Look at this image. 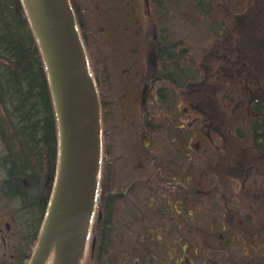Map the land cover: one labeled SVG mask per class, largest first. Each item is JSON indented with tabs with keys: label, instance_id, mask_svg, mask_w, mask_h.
Masks as SVG:
<instances>
[{
	"label": "rangeland",
	"instance_id": "obj_1",
	"mask_svg": "<svg viewBox=\"0 0 264 264\" xmlns=\"http://www.w3.org/2000/svg\"><path fill=\"white\" fill-rule=\"evenodd\" d=\"M112 1L75 0L86 15L82 37L90 35L86 50L105 103L109 155L113 151L108 164L113 175L108 182L106 169L105 187L112 184V192L120 194L127 190V195H120L114 203L110 232L103 234L101 223L96 235L93 226L83 264H189L177 262L184 258L187 241L192 255L198 251L196 264L264 261V154L253 146L252 114L247 112L252 99L242 89L256 86L255 78L245 75L241 83L230 80L234 59L237 64L243 60V53L236 47L239 43L242 46L243 34L257 36L264 31L259 30L264 25V0H204L209 16L204 19L197 17L199 0H166L170 42L178 41V46L184 48L181 62L188 63L185 69L195 84L190 78L180 87L168 82L171 92L167 107L160 112L150 109L157 126L152 146L148 147H139L148 115L143 105L132 102L135 90L128 81L133 77L124 72L127 64L114 38L116 24L122 26L126 21L106 18L95 8L100 3L101 7L110 6ZM227 8L234 16L228 17ZM254 17L261 23L255 22V27L251 25ZM212 43L214 54L210 52ZM249 62L254 67L264 64H258L254 57ZM259 77L264 79V74ZM239 87L242 99L237 101ZM179 142L191 146L189 154ZM242 175L247 179L243 181ZM186 194L191 198L181 203L176 200ZM227 197L229 201L225 202ZM177 209L181 214L176 213ZM222 230L228 234L235 230L252 245L242 244V252L227 244ZM146 242L148 254L144 256L141 249ZM201 256L207 260L211 256L216 262L203 263Z\"/></svg>",
	"mask_w": 264,
	"mask_h": 264
},
{
	"label": "trees",
	"instance_id": "obj_2",
	"mask_svg": "<svg viewBox=\"0 0 264 264\" xmlns=\"http://www.w3.org/2000/svg\"><path fill=\"white\" fill-rule=\"evenodd\" d=\"M206 4L208 2L199 0V4H196L197 13L206 11L208 9ZM173 41L171 40L169 43V51L162 55L165 58V63L170 66V81L178 87L184 85L187 78H190L194 83V77L185 69L188 63L181 62L184 51L182 48L179 51L178 41ZM241 44L242 46L239 43V46L236 47L238 52L243 53H240L243 60L237 64V60L234 59V75L230 74L232 75L230 80L241 83L245 75L255 78L253 81L256 86L253 88L242 87V89L246 97L252 99L249 101L247 112L252 114L250 131L253 135V146L264 154V79L259 77L264 74V64L254 67L249 62V58L253 57L258 60V64L264 62V35L256 36L244 33ZM242 62L245 67H241ZM195 89L197 90V87ZM233 90L229 89V92ZM239 99H242L241 87L236 91V100ZM162 123H159L158 126H162ZM153 126L154 128L157 126L156 122ZM239 129L237 128V130ZM0 144L3 145L0 159L4 161L3 165L8 166L11 185L21 193L26 204H31L38 210L40 201L42 203L45 201L42 191L44 175L53 177L55 174L58 145L57 121L43 56L28 21L22 0H0ZM179 146L185 149L186 155L189 154L187 150L191 148L190 145H183L182 142H179ZM107 164H109L108 160ZM108 170L109 182L113 175L112 166ZM242 176H244L243 181L244 178L247 179L245 175ZM24 178H26L27 184H24ZM105 182L106 175L103 178V193L101 194L103 199L99 206L103 211V219L96 222V235L101 223H103L101 226L103 234L106 235L107 232H110L114 203L120 195H127V190L121 194L112 192V184L109 186L110 192L109 187H105ZM261 183L264 184V181ZM106 192H108L107 195H105ZM187 197L191 198L190 194L176 200L181 203L183 200L186 201ZM228 201L229 197L225 202ZM180 212L177 209L178 215L181 214ZM221 223L222 229H224L225 222ZM263 231L261 230L262 239H264ZM231 232L228 234L227 231L222 230L227 244L236 246L242 251V244L245 246L248 244L246 237L241 239L236 235L235 230ZM178 240L180 241V239ZM147 245L148 242L143 244L144 247L141 249L144 256L148 254L145 248ZM248 245H252V243ZM261 247L264 249V245ZM183 252L184 258L180 257L177 262L184 260L189 264H196L194 259L197 257L198 251H193L194 256L192 255L189 241L184 246ZM133 258L132 256L131 259L133 260ZM201 262L214 263L216 260L211 256L208 260L206 256H201ZM259 263L264 264V261L258 259L254 261V264Z\"/></svg>",
	"mask_w": 264,
	"mask_h": 264
},
{
	"label": "water",
	"instance_id": "obj_3",
	"mask_svg": "<svg viewBox=\"0 0 264 264\" xmlns=\"http://www.w3.org/2000/svg\"><path fill=\"white\" fill-rule=\"evenodd\" d=\"M45 62L58 122L53 196L31 264H81L101 158L100 100L69 0H22Z\"/></svg>",
	"mask_w": 264,
	"mask_h": 264
},
{
	"label": "flooded vegetation",
	"instance_id": "obj_4",
	"mask_svg": "<svg viewBox=\"0 0 264 264\" xmlns=\"http://www.w3.org/2000/svg\"><path fill=\"white\" fill-rule=\"evenodd\" d=\"M73 2L83 36L85 35L84 19L86 15L80 10L78 4H75V0ZM108 6L101 7L100 3V5L96 4L95 8L99 13L102 12L106 18L126 21V24H122V26L121 23L116 24L118 27L114 38L119 42L123 61L128 65L124 68V72L131 73L130 76L133 77L128 81L135 90L133 91L135 100L132 102L140 103V106L143 105L142 109L148 115L146 132L139 140L141 143L139 147L152 146L154 115L150 109L155 108V111L160 112L161 109L167 107L165 102L170 98L171 92L168 82L174 84L170 81V66L165 63V58L162 56L169 51L170 30L169 25L166 24V21L168 22L167 15L170 13L169 4L166 0H114ZM227 10L228 17L234 16L229 8ZM207 12L208 9L200 11L197 17L200 19L209 18ZM215 21H217L216 18ZM252 24H255V20L252 21ZM262 28V26L259 27V29ZM113 33L111 30V34ZM88 36L90 37V35L84 37L85 43L86 40L88 41ZM213 45L214 43L210 50L212 54H214ZM178 50L181 51L180 46ZM182 50L184 51L183 47ZM215 74L217 76V72ZM129 93L131 94V92ZM100 98L103 122V160L107 159L109 163L110 158L113 157V151L109 155L108 148L111 149V146H108L109 136L106 131L105 112L103 111L105 103L103 105L102 95ZM137 145L136 143L135 146L137 147ZM2 147L3 145L0 144V152ZM0 163L2 164V162ZM0 169L2 171L0 174V264H30L38 244L54 176L44 178L42 191L45 201L43 203L40 201L38 210H36L33 205L26 204L21 193L11 185L8 166L2 164ZM106 169H108V164ZM23 180L24 184H27L26 178Z\"/></svg>",
	"mask_w": 264,
	"mask_h": 264
},
{
	"label": "bare ground",
	"instance_id": "obj_5",
	"mask_svg": "<svg viewBox=\"0 0 264 264\" xmlns=\"http://www.w3.org/2000/svg\"><path fill=\"white\" fill-rule=\"evenodd\" d=\"M1 162H2V164L4 163V161H1ZM51 255L53 256V253ZM52 256H50V259L48 260V262L46 264H51Z\"/></svg>",
	"mask_w": 264,
	"mask_h": 264
}]
</instances>
